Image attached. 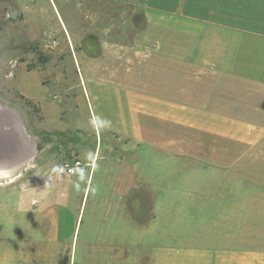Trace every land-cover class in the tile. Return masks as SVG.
<instances>
[{"label": "crops", "instance_id": "crops-1", "mask_svg": "<svg viewBox=\"0 0 264 264\" xmlns=\"http://www.w3.org/2000/svg\"><path fill=\"white\" fill-rule=\"evenodd\" d=\"M134 1L170 18L154 26L187 36L170 39L185 47V69L121 87L110 67L106 86L93 82L94 133L81 126L64 147L84 165L74 175L49 169L40 191L29 188L49 218L34 250L66 254L69 264H264L263 186L220 164L225 151L199 161L173 149L194 145L180 131L214 142L264 138V105L244 104L260 111L252 118L227 97L264 90V0ZM9 201L18 207L17 195Z\"/></svg>", "mask_w": 264, "mask_h": 264}, {"label": "rangeland", "instance_id": "rangeland-1", "mask_svg": "<svg viewBox=\"0 0 264 264\" xmlns=\"http://www.w3.org/2000/svg\"><path fill=\"white\" fill-rule=\"evenodd\" d=\"M159 22L170 18L148 16L134 0H0V104L16 112L34 151L29 162L0 178V264L71 263L66 254L34 250L41 243L39 233L48 230L49 218L42 214L41 201L31 200L29 188L40 191L49 169L74 157L64 147L79 137L81 126L87 127L86 134L94 133L92 86L95 81L108 84L110 67L115 72L112 81L121 87L144 86L154 76L164 82L171 70L185 69L180 63L185 47L171 45L170 39L187 36L153 25ZM244 90L248 92L227 97H233L235 108H245V115L260 118V111L244 104L264 105V90ZM177 133L192 137L194 145L176 143L173 149L192 150L199 161L209 160L201 152L225 151L220 164L240 169L236 172L242 183L264 189V138L254 143L214 142L201 132ZM11 194L17 195L18 207L9 205ZM27 240L28 250L33 249L21 253Z\"/></svg>", "mask_w": 264, "mask_h": 264}, {"label": "bare ground", "instance_id": "bare-ground-1", "mask_svg": "<svg viewBox=\"0 0 264 264\" xmlns=\"http://www.w3.org/2000/svg\"><path fill=\"white\" fill-rule=\"evenodd\" d=\"M32 141L16 112L0 104V178L29 162L33 156Z\"/></svg>", "mask_w": 264, "mask_h": 264}, {"label": "built area", "instance_id": "built-area-1", "mask_svg": "<svg viewBox=\"0 0 264 264\" xmlns=\"http://www.w3.org/2000/svg\"><path fill=\"white\" fill-rule=\"evenodd\" d=\"M83 165V162L79 158H71L57 165L56 171L59 176L74 175Z\"/></svg>", "mask_w": 264, "mask_h": 264}, {"label": "trees", "instance_id": "trees-1", "mask_svg": "<svg viewBox=\"0 0 264 264\" xmlns=\"http://www.w3.org/2000/svg\"><path fill=\"white\" fill-rule=\"evenodd\" d=\"M59 264H65V263H64V261H63V263L59 262Z\"/></svg>", "mask_w": 264, "mask_h": 264}]
</instances>
